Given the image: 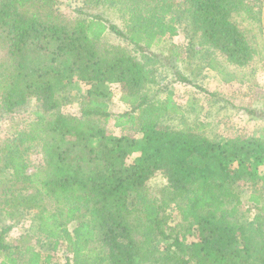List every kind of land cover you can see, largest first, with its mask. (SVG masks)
<instances>
[{
  "label": "trees",
  "instance_id": "trees-1",
  "mask_svg": "<svg viewBox=\"0 0 264 264\" xmlns=\"http://www.w3.org/2000/svg\"><path fill=\"white\" fill-rule=\"evenodd\" d=\"M56 1L0 0V118L32 116L0 146V205L26 223L18 244L0 225V264H60L62 245L65 264H264V129L211 135L185 117L161 67L192 79L169 62L177 51H152L182 34L187 58L199 45L201 67L231 81L253 55L237 20L252 0H84L121 25ZM110 119L130 133L107 132ZM29 142L40 160L26 172Z\"/></svg>",
  "mask_w": 264,
  "mask_h": 264
},
{
  "label": "rangeland",
  "instance_id": "rangeland-1",
  "mask_svg": "<svg viewBox=\"0 0 264 264\" xmlns=\"http://www.w3.org/2000/svg\"><path fill=\"white\" fill-rule=\"evenodd\" d=\"M177 5L179 1L174 0ZM251 2V1H250ZM253 9L251 17L243 14L237 17L240 28L249 38L250 46L253 50V55L249 63L239 68L234 72V78L231 81H222L219 75L208 68L201 67V64L207 59L206 55H199V45L194 47L195 57L189 59L186 57V44L182 34L173 37H165L164 42L152 48L153 52L161 56L177 51V55L170 58L175 65V69L188 75L193 83L177 82L172 77L170 69L166 67L162 71L166 72V78L163 83L167 84L174 92L173 98L177 104L184 110L185 117L198 118L203 121H210L211 135H221L232 137L238 134L249 135L261 134L264 129V0H252L249 3ZM77 8L88 9L89 11H101L107 18L121 25V15L113 11L108 12L102 6L94 7L89 2L84 0H57L56 9L66 15L68 18L76 16ZM119 17L115 19V15ZM187 43V41H186ZM177 45V49H174ZM186 47V48H185ZM1 54V52H0ZM200 61V63H199ZM190 62L192 74H189L190 69L186 66ZM204 66V63H203ZM199 69V71H198ZM198 72V73H197ZM164 85V84H163ZM113 95L109 103V111L112 113H120L127 110L119 99L118 89L112 87ZM76 100L63 107V110L74 114L76 112ZM246 109H253L255 114H246ZM32 120V116L27 112L20 114H5L0 118V146L7 138L12 137L18 131L22 130ZM106 131L114 132L117 135L130 133L126 129L113 127V120L110 119L106 123ZM26 152V158L30 164L26 172H31L33 166L40 160L39 143L29 142ZM160 182L162 179L157 178ZM1 192V189H0ZM245 206H243L244 208ZM7 208L0 205V225L5 226L11 224V229L3 235L4 242L11 244L21 243V235L26 233V223L17 224L16 219H10L5 216ZM171 219V223H173ZM23 243V242H22ZM45 255V252H43ZM67 252L64 245L59 246L56 251L51 252V262H59L65 264ZM1 260V257H0Z\"/></svg>",
  "mask_w": 264,
  "mask_h": 264
}]
</instances>
